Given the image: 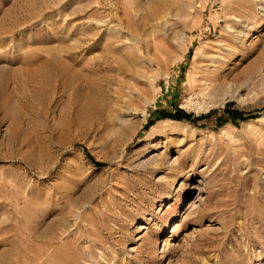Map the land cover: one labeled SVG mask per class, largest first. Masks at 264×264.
<instances>
[{"label":"rangeland","instance_id":"374dc122","mask_svg":"<svg viewBox=\"0 0 264 264\" xmlns=\"http://www.w3.org/2000/svg\"><path fill=\"white\" fill-rule=\"evenodd\" d=\"M0 264H264V0H0Z\"/></svg>","mask_w":264,"mask_h":264},{"label":"bare ground","instance_id":"6f19581e","mask_svg":"<svg viewBox=\"0 0 264 264\" xmlns=\"http://www.w3.org/2000/svg\"><path fill=\"white\" fill-rule=\"evenodd\" d=\"M236 22L238 27H234L231 24H227L226 28L228 31H230V37L234 40L237 41V43L242 44L244 37L246 36L247 31L243 29L242 26V20L241 19H236ZM182 35L180 36V38ZM182 39V38H181ZM227 48V46H226ZM218 58L216 56L211 57L210 61L214 64L218 62ZM217 67V66H216ZM218 68V67H217ZM220 69V66H219ZM219 69H215L214 71H210L206 73L208 76H206L203 86L205 88V91L203 93L212 95L216 94L219 95V97H216L215 99L210 101V105H221L224 99L226 98H233L235 97V93L238 89L242 88L244 86V82L247 81H241V76L239 74L234 75L233 79L230 81H227L225 74H220ZM246 79L251 80L253 73L245 75ZM243 77V76H242ZM245 79V80H246ZM215 95V96H216ZM152 134H159L162 133L163 130L161 129V126H156L152 128ZM166 224V223H165ZM139 228H144L143 226H139Z\"/></svg>","mask_w":264,"mask_h":264},{"label":"trees","instance_id":"16d2710c","mask_svg":"<svg viewBox=\"0 0 264 264\" xmlns=\"http://www.w3.org/2000/svg\"><path fill=\"white\" fill-rule=\"evenodd\" d=\"M164 117H170L173 119H182L183 117H187V116H170L169 114H163Z\"/></svg>","mask_w":264,"mask_h":264}]
</instances>
